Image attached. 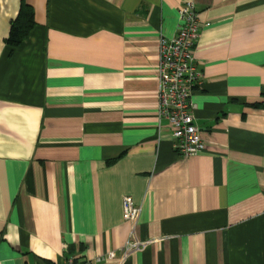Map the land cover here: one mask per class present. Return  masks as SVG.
<instances>
[{
	"label": "crops",
	"instance_id": "obj_1",
	"mask_svg": "<svg viewBox=\"0 0 264 264\" xmlns=\"http://www.w3.org/2000/svg\"><path fill=\"white\" fill-rule=\"evenodd\" d=\"M194 1L206 148L183 157L158 119L183 0H0V264H121L131 238L122 264H264V0Z\"/></svg>",
	"mask_w": 264,
	"mask_h": 264
},
{
	"label": "built area",
	"instance_id": "obj_2",
	"mask_svg": "<svg viewBox=\"0 0 264 264\" xmlns=\"http://www.w3.org/2000/svg\"><path fill=\"white\" fill-rule=\"evenodd\" d=\"M180 27L175 37H161L159 45V88L158 119L166 120L173 129L174 150L183 157H194L205 151V144L199 129L194 124L191 102L195 89L202 85L203 73L197 66L194 55L200 39L201 27L199 11L194 0H183L178 9ZM140 207L129 196L123 198V217L131 225L134 234ZM146 243L130 239L121 249V256L110 252L107 260L120 261L122 264L133 253L142 251ZM67 264H93L90 261L78 262L69 259Z\"/></svg>",
	"mask_w": 264,
	"mask_h": 264
},
{
	"label": "trees",
	"instance_id": "obj_3",
	"mask_svg": "<svg viewBox=\"0 0 264 264\" xmlns=\"http://www.w3.org/2000/svg\"><path fill=\"white\" fill-rule=\"evenodd\" d=\"M34 26L33 9L26 3H22L18 17L12 22L7 44L13 48L20 46L28 38Z\"/></svg>",
	"mask_w": 264,
	"mask_h": 264
}]
</instances>
